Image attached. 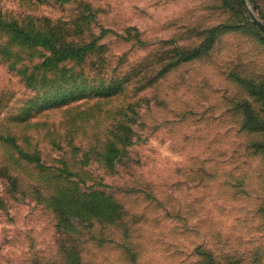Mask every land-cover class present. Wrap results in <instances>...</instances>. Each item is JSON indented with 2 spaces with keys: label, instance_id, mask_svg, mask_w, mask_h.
Returning <instances> with one entry per match:
<instances>
[{
  "label": "rangeland",
  "instance_id": "rangeland-1",
  "mask_svg": "<svg viewBox=\"0 0 264 264\" xmlns=\"http://www.w3.org/2000/svg\"><path fill=\"white\" fill-rule=\"evenodd\" d=\"M263 10L0 0L88 46L65 61L87 87L60 81L57 99L15 70L45 49L15 47L12 67L0 29V264H264Z\"/></svg>",
  "mask_w": 264,
  "mask_h": 264
},
{
  "label": "trees",
  "instance_id": "trees-1",
  "mask_svg": "<svg viewBox=\"0 0 264 264\" xmlns=\"http://www.w3.org/2000/svg\"><path fill=\"white\" fill-rule=\"evenodd\" d=\"M2 28H6L5 30L8 31L9 40L12 45L11 50L9 47L11 45L2 47V51L5 53L2 54L4 55L3 59L6 63L12 65V67H16V65L21 61V57L17 56V53H14L13 51L15 47L29 49L37 48V46H39V48L41 47L46 51L41 63L33 66L32 69L24 64L15 68L17 74L25 80V84L28 85V87H35L36 85L41 86L40 88L44 89V94L51 96L55 95L57 99H61L65 95L59 94V88H52L53 84L57 85L60 81L71 83L72 90L76 88L79 89V87H87L84 82H79L80 80L76 79L77 74L73 71L74 68H69L67 66L69 63L66 65L65 61L68 60V62L79 64V62L83 59L80 53L87 51L88 46L75 47L74 44L71 43L62 45L60 38L54 36V32H57V27L55 26L47 25L43 27L35 23L23 22L18 19L8 21L0 16V29ZM52 73L53 76L60 78L52 82ZM40 76L41 78L38 80ZM51 101L56 104V100L51 98ZM201 264L243 263L236 258L228 259V261L224 263L210 255L209 259H203Z\"/></svg>",
  "mask_w": 264,
  "mask_h": 264
},
{
  "label": "water",
  "instance_id": "water-1",
  "mask_svg": "<svg viewBox=\"0 0 264 264\" xmlns=\"http://www.w3.org/2000/svg\"><path fill=\"white\" fill-rule=\"evenodd\" d=\"M253 18L254 21L258 24V26L264 31V24L260 20H258L255 16Z\"/></svg>",
  "mask_w": 264,
  "mask_h": 264
},
{
  "label": "crops",
  "instance_id": "crops-1",
  "mask_svg": "<svg viewBox=\"0 0 264 264\" xmlns=\"http://www.w3.org/2000/svg\"><path fill=\"white\" fill-rule=\"evenodd\" d=\"M258 1L262 5V8H264V0H258ZM262 15L264 16V10L262 11Z\"/></svg>",
  "mask_w": 264,
  "mask_h": 264
}]
</instances>
